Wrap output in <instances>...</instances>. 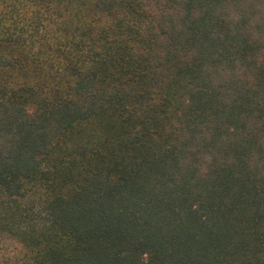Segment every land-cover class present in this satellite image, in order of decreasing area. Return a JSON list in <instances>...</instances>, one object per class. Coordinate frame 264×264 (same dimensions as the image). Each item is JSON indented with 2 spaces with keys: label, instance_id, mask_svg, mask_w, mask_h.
<instances>
[{
  "label": "trees",
  "instance_id": "1",
  "mask_svg": "<svg viewBox=\"0 0 264 264\" xmlns=\"http://www.w3.org/2000/svg\"><path fill=\"white\" fill-rule=\"evenodd\" d=\"M3 242L264 264V0H0Z\"/></svg>",
  "mask_w": 264,
  "mask_h": 264
},
{
  "label": "rangeland",
  "instance_id": "2",
  "mask_svg": "<svg viewBox=\"0 0 264 264\" xmlns=\"http://www.w3.org/2000/svg\"><path fill=\"white\" fill-rule=\"evenodd\" d=\"M9 242H3L2 245L0 246V255L5 252L7 253L8 256L7 258L2 260L0 258V264H16L17 262H22L24 258V253L21 251V249H14L13 245L10 244L11 246H5Z\"/></svg>",
  "mask_w": 264,
  "mask_h": 264
}]
</instances>
